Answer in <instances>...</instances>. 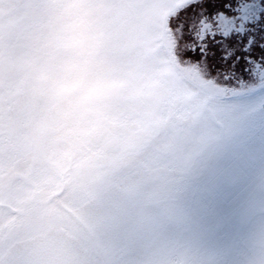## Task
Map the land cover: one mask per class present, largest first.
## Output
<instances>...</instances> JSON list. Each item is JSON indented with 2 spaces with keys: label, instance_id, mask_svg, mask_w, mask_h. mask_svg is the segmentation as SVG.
Returning a JSON list of instances; mask_svg holds the SVG:
<instances>
[{
  "label": "rangeland",
  "instance_id": "obj_1",
  "mask_svg": "<svg viewBox=\"0 0 264 264\" xmlns=\"http://www.w3.org/2000/svg\"><path fill=\"white\" fill-rule=\"evenodd\" d=\"M180 0H0V224L73 235L114 194L174 200L189 264H259L264 125L169 30ZM146 221L153 219L150 210Z\"/></svg>",
  "mask_w": 264,
  "mask_h": 264
},
{
  "label": "snow or ice",
  "instance_id": "obj_2",
  "mask_svg": "<svg viewBox=\"0 0 264 264\" xmlns=\"http://www.w3.org/2000/svg\"><path fill=\"white\" fill-rule=\"evenodd\" d=\"M173 19L184 54L207 65L213 84L231 86L215 102L222 122L233 132L264 125V0H180ZM174 211V200L152 208L135 190L114 194L73 235L19 240L0 224V264H189L172 233Z\"/></svg>",
  "mask_w": 264,
  "mask_h": 264
}]
</instances>
